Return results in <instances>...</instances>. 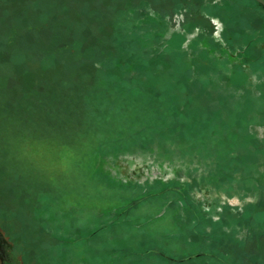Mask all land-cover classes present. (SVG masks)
<instances>
[{
    "label": "rangeland",
    "instance_id": "rangeland-1",
    "mask_svg": "<svg viewBox=\"0 0 264 264\" xmlns=\"http://www.w3.org/2000/svg\"><path fill=\"white\" fill-rule=\"evenodd\" d=\"M3 264H264V6L0 0Z\"/></svg>",
    "mask_w": 264,
    "mask_h": 264
},
{
    "label": "flooded vegetation",
    "instance_id": "flooded-vegetation-1",
    "mask_svg": "<svg viewBox=\"0 0 264 264\" xmlns=\"http://www.w3.org/2000/svg\"><path fill=\"white\" fill-rule=\"evenodd\" d=\"M4 262V252L1 248V244H0V264H3Z\"/></svg>",
    "mask_w": 264,
    "mask_h": 264
},
{
    "label": "water",
    "instance_id": "water-1",
    "mask_svg": "<svg viewBox=\"0 0 264 264\" xmlns=\"http://www.w3.org/2000/svg\"><path fill=\"white\" fill-rule=\"evenodd\" d=\"M258 1L259 3H261L262 5H264V0H256Z\"/></svg>",
    "mask_w": 264,
    "mask_h": 264
},
{
    "label": "trees",
    "instance_id": "trees-1",
    "mask_svg": "<svg viewBox=\"0 0 264 264\" xmlns=\"http://www.w3.org/2000/svg\"><path fill=\"white\" fill-rule=\"evenodd\" d=\"M258 2V1H257ZM259 3V2H258ZM261 4V3H260ZM262 5V4H261ZM262 6H264V5H262Z\"/></svg>",
    "mask_w": 264,
    "mask_h": 264
}]
</instances>
